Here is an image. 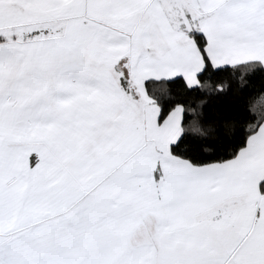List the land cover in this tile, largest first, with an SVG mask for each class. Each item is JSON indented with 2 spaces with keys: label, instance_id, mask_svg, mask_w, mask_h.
I'll return each mask as SVG.
<instances>
[{
  "label": "snow or ice",
  "instance_id": "obj_1",
  "mask_svg": "<svg viewBox=\"0 0 264 264\" xmlns=\"http://www.w3.org/2000/svg\"><path fill=\"white\" fill-rule=\"evenodd\" d=\"M0 264H264V0H0Z\"/></svg>",
  "mask_w": 264,
  "mask_h": 264
},
{
  "label": "trees",
  "instance_id": "obj_2",
  "mask_svg": "<svg viewBox=\"0 0 264 264\" xmlns=\"http://www.w3.org/2000/svg\"><path fill=\"white\" fill-rule=\"evenodd\" d=\"M261 86L262 85H261V82L259 80L253 82V86L252 87H250L249 89H247L246 92L240 93L239 94V97H237L235 99H232V100H229L228 103L234 104V105H237V106L241 105L243 103V98H245L249 94L253 93V91H254L255 88H260ZM216 103H219V102H216ZM211 106H214V105H211Z\"/></svg>",
  "mask_w": 264,
  "mask_h": 264
}]
</instances>
